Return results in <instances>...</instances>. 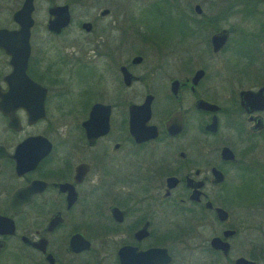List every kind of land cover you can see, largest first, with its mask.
Wrapping results in <instances>:
<instances>
[{
  "label": "flooded vegetation",
  "instance_id": "af4514ba",
  "mask_svg": "<svg viewBox=\"0 0 264 264\" xmlns=\"http://www.w3.org/2000/svg\"><path fill=\"white\" fill-rule=\"evenodd\" d=\"M24 1L0 0V28ZM30 2L22 73L0 47V264H172L189 242L264 264V102L242 94L264 99V64L205 66L234 32L254 44L264 0Z\"/></svg>",
  "mask_w": 264,
  "mask_h": 264
},
{
  "label": "water",
  "instance_id": "95a60500",
  "mask_svg": "<svg viewBox=\"0 0 264 264\" xmlns=\"http://www.w3.org/2000/svg\"><path fill=\"white\" fill-rule=\"evenodd\" d=\"M196 9L197 11H199L197 7ZM31 10H32V5L30 0H25L22 7L18 11H16L13 16L14 19L19 23V28L16 30H7L5 28H0V47H3L5 52L9 56V63L11 66V70H21V73L23 72V70H25L26 58L28 55V35H29V27L32 22L30 17ZM51 12L54 14V18L48 23L47 27L53 31H58L68 21V15L66 9L64 6L63 7L57 6V7H52ZM10 38H12L14 41H17V43H19L18 51L17 50L14 51L12 47L6 45V42ZM226 38H227V31L225 29L213 35L211 38L213 51L219 49L224 44ZM198 75L199 72H197L196 76ZM262 90L263 88H260L255 92L244 91L242 92V94L246 96L247 95L260 96L261 101L264 102V99H262L261 96ZM146 117H148V112ZM211 245H213V247L216 249H220L223 253H225V250H227L228 247L227 243L221 241L219 238H213L211 240ZM155 251L156 250H148L141 254V257L143 259H146L147 256V264L155 263V260L151 261L149 258L152 254H154ZM157 252L162 254L158 264H167L170 258L167 255L165 249H158ZM122 264H126V262H123ZM234 264H253V262L245 258L239 257L234 261Z\"/></svg>",
  "mask_w": 264,
  "mask_h": 264
},
{
  "label": "rangeland",
  "instance_id": "374dc122",
  "mask_svg": "<svg viewBox=\"0 0 264 264\" xmlns=\"http://www.w3.org/2000/svg\"><path fill=\"white\" fill-rule=\"evenodd\" d=\"M259 15L261 19L259 26L257 28L259 35L258 37H256L255 39L256 41L254 42V44L256 43L258 45L257 49L259 53L262 54V56L259 57V55H257V52L247 51V49L253 48L252 46L254 44L252 45L251 43L245 44L242 40H238V38L235 37L236 33L234 32L233 36L230 35L231 38L227 41L226 51L222 55L205 60L206 63L205 66L207 70H225L226 67L229 73L232 72L234 73V71L246 65L245 63L246 57L243 55H239L240 53L245 54L247 57L252 59V63L250 62L248 64L249 66L246 67H252L256 65L257 67L262 69L263 66L262 63L264 64V13ZM230 28L232 30L235 29L234 27H230ZM243 29L251 30L252 27L244 26ZM172 30L173 28L171 27L169 28L167 26V27H163V29H161V32L159 33L163 34L162 37L167 39L169 36H171ZM235 39H237L238 41H236ZM237 57H239L240 59L239 61L237 60L238 59ZM255 57H257L256 60L254 59ZM164 59L165 58H162V60ZM171 60H172L171 58H167L166 62L170 64ZM175 251L176 254L173 257L174 259L172 264H207L206 263L207 257L204 255V253L202 251L192 249L190 242L189 244L187 243L184 245L183 244L178 245Z\"/></svg>",
  "mask_w": 264,
  "mask_h": 264
}]
</instances>
